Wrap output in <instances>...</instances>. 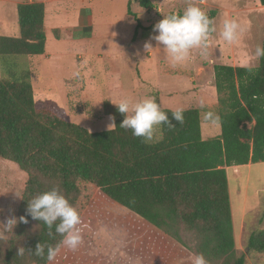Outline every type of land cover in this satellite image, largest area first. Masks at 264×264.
Wrapping results in <instances>:
<instances>
[{
    "label": "trees",
    "instance_id": "1",
    "mask_svg": "<svg viewBox=\"0 0 264 264\" xmlns=\"http://www.w3.org/2000/svg\"><path fill=\"white\" fill-rule=\"evenodd\" d=\"M258 1L264 8V0ZM134 2L152 8L147 0ZM206 13L214 20L217 11ZM127 15L138 23L129 3ZM16 17L18 35L0 36L6 75L0 77V159L15 164L27 179L16 223L7 239L0 238V264H48L33 251L40 242L56 246L61 237L55 227L50 237L26 208L34 196L53 187L80 216L100 191L192 255L202 253L208 264H245L235 253L225 168L264 163V57L254 68L213 66L218 136L202 139L200 109H186L184 123L178 124L171 117L174 110L163 108L175 127L162 125V140L143 143L119 127L123 115L109 100L99 111L87 112L91 118H115L116 126L101 132L72 123L63 109H36L31 73L17 71L15 60L44 54V4H18ZM53 35L58 39V30ZM246 245L264 254V229L252 232Z\"/></svg>",
    "mask_w": 264,
    "mask_h": 264
},
{
    "label": "rangeland",
    "instance_id": "2",
    "mask_svg": "<svg viewBox=\"0 0 264 264\" xmlns=\"http://www.w3.org/2000/svg\"><path fill=\"white\" fill-rule=\"evenodd\" d=\"M13 1L26 3L28 0ZM43 1L47 4L50 0ZM147 1L152 5L149 10L140 8L134 0L50 2L57 10L54 29L62 31V39H64L62 44L55 43L46 25L45 56L36 59L17 57L15 60L18 64L17 71L29 70L32 74L30 83L33 87L34 100L37 98L35 108L66 109L70 120L80 127L89 132H101L111 130L112 128L108 126L112 121L109 117L91 118L87 115L90 109L99 111L104 100L118 103L125 96L137 100L153 97L161 109L174 111L177 107H183L185 110L200 109L203 140L213 138L220 132L218 120L213 122L212 119L206 120L204 117L207 112L218 117L213 111V108L216 110L217 107L213 66L230 65L249 68L258 66V59L254 53L257 45H262L264 31V10L259 9L261 7L259 1ZM128 3L138 23L127 15ZM190 3L205 12L217 11L213 20L216 31L210 36L206 49H193L185 62L172 66L165 53L157 48L156 42L150 41V36L155 34L153 25L170 13H182ZM12 8L9 6L6 13L0 12V36L17 34L16 7ZM82 14L88 17L89 25L86 29L74 30ZM1 18H4L3 23ZM224 19H235L241 25L242 31L235 43L228 44L219 35ZM65 29L66 32L63 31ZM68 32L81 40L80 48L68 43ZM149 41L152 48L145 49V42ZM54 44L58 46L59 52L50 51ZM240 47H244L246 53L241 54ZM79 55L83 56V60H77ZM33 63L35 66L32 68ZM0 77H6L1 64ZM39 78H42L41 83H38ZM64 84L66 96L58 95ZM86 95H88L87 101L82 102ZM201 100L204 101L203 108L200 104ZM239 170L240 176L237 179L232 175V170H226L230 212L235 229L245 204L247 208L256 206L251 214H264V164L256 165L249 174L246 168ZM26 179V174L15 164L0 159V238L2 239L8 238L10 227L5 229L4 226L8 220L15 219ZM247 180L249 186L245 195L247 198L244 199L243 193H239V186L244 185ZM255 192L261 201L251 206L256 198ZM258 216L256 215V219ZM81 219L85 225L82 229L81 245L75 252L62 248L53 264H144L145 255L147 257L149 253L153 254L154 246L157 244L159 248L162 242L164 245L167 242L165 246L169 245L173 250H175L173 246L178 248L176 264H190L189 258L192 256L190 251L135 214L115 204L100 191L95 194ZM263 223L257 227L253 224L247 227L242 238L237 236L240 228L237 230L234 239L235 253L238 257H244L245 264H264V254L253 253L246 245L250 233L264 229ZM187 237L184 236L186 239ZM184 241L188 244V240ZM130 244L135 247L130 248ZM147 245L151 246L144 250ZM163 259L158 264H172L175 258L168 255Z\"/></svg>",
    "mask_w": 264,
    "mask_h": 264
},
{
    "label": "clouds",
    "instance_id": "3",
    "mask_svg": "<svg viewBox=\"0 0 264 264\" xmlns=\"http://www.w3.org/2000/svg\"><path fill=\"white\" fill-rule=\"evenodd\" d=\"M216 31L213 20L208 14L195 4H189L182 13H170L163 16L161 20L153 25L154 35L150 41H155L161 51L171 61L172 66L185 62L193 49H206L210 36ZM242 31L241 25L235 19H224L219 33L220 37L228 44L235 43ZM145 42V49L152 48V44ZM257 59L264 57V46L257 45L254 53ZM112 103V102H111ZM115 105L116 110L123 115L119 127L130 130L133 137L141 138L143 143L159 142L163 139L162 125L169 128L175 127L168 116V113L161 110L160 105L153 97L134 99L130 96L122 97ZM204 107V101H200ZM183 107H177L171 113L172 119L178 124L184 123ZM206 120H218L214 114H204ZM109 128L115 127L113 116ZM26 213L33 220L43 222L48 229V235L59 234L61 240L56 246L38 243L33 251L37 257L46 258L48 264H53L61 249L75 252L82 243V229L85 227L75 207L60 192L58 187L45 191L34 196L27 202ZM22 222L27 223L25 217H20ZM14 222V223H13ZM15 219L7 221L5 229L13 227ZM45 248L47 252L45 254ZM23 249H21L22 254ZM190 264H208L202 253H195L190 258Z\"/></svg>",
    "mask_w": 264,
    "mask_h": 264
},
{
    "label": "crops",
    "instance_id": "4",
    "mask_svg": "<svg viewBox=\"0 0 264 264\" xmlns=\"http://www.w3.org/2000/svg\"><path fill=\"white\" fill-rule=\"evenodd\" d=\"M57 1L58 0H50V1H48V3L46 4V2H44L43 0H37V1H32V0H28L26 3H43L44 4V33H45V30H46V25L49 27V32H50V34H51V36H52V39L55 41V43H57V44H62V40H64V39H62L63 38V36H62V31L60 30V29H54V26H55V24H56V19H57V10H56V7H54V6H52L51 5V3L50 2H54V3H57ZM18 4H21L20 2H15V1H13V0H0V12H7V10H8V8H9V6H12L13 8L14 7H17V5ZM48 4H49V6H48ZM12 8V9H13ZM259 9H263L264 10V8L261 6ZM59 12V11H58ZM59 15V14H58ZM7 16V15H6ZM16 20H17V17H16ZM1 22L3 23L4 22V18H1ZM78 22H79V24H77L78 26H75L73 29L74 30H83V29H86V27L89 25V19H88V17H85L84 16V14H82L81 16H79V18H78ZM16 27H17V24H16ZM54 30H58V39H55L54 38V35H53V31ZM64 32H66L67 31V29H65V30H63ZM18 35V28H17V34L15 35V36H11V37H16ZM46 37V36H45ZM67 37H68V43L71 45V46H73V47H81L82 45H81V43L79 42V41H81V40H79V39H76L75 38V36H73V34L72 33H70V32H68L67 33ZM45 44H46V41H45ZM241 48V50H239L240 52H241V54H244V53H246L245 51H244V47H240ZM50 51L52 52V53H56V52H59V49H58V46H56L55 44L54 45H52V47H51V49H50ZM128 54V53H127ZM58 55H59V53H58ZM43 56H45V51H44V54L43 55H41V56H37V57H32V59H36V58H40V57H43ZM77 60L78 61H81V60H83V56H77ZM31 63V62H30ZM89 64V63H88ZM87 64V65H88ZM90 65V64H89ZM35 66V64L33 63V64H31V67L33 68ZM234 67V66H233ZM239 67H241V66H239ZM85 68H87V67H85ZM31 77H32V74H31ZM41 81H42V78H39L38 79V83H41ZM72 81L73 82H75L74 81V79H72ZM31 84V87H32V83H30ZM66 84V83H65ZM65 84H64V86L61 88V93L60 94H58V95H65L66 96V94H65V90H66V88H65ZM36 87H37V85H36ZM32 90H33V87H32ZM39 90V89H38ZM44 94V93H43ZM33 95H34V93H33ZM87 96L88 95H86L85 97V100H82V102L83 101H87ZM45 98V97H44ZM35 100H37V98L35 99ZM35 100H34V104H35ZM113 100V99H112ZM43 101H45V99H43ZM110 101V100H109ZM81 102V103H82ZM112 102V101H111ZM41 103V102H40ZM61 103V102H60ZM72 103V102H71ZM113 103V102H112ZM62 104V103H61ZM71 105H73V104H71ZM65 108V107H64ZM60 109V108H59ZM65 112H66V109H63ZM67 113V115H68V117H69V114H68V111L66 112ZM71 122L72 123H74L72 120H71ZM74 124H76V123H74ZM76 125H78V124H76ZM80 126V125H79ZM219 128H220V126H219ZM87 130V129H86ZM210 131V130H209ZM220 134V132H218L217 134H215V136L214 137H216V136H218ZM202 137V136H201ZM213 137V138H214ZM208 139H211V138H208ZM208 139H206V140H208ZM259 164H261V163H257V164H247V165H243V166H234V167H228V168H225V171L226 170H232L233 171V173H232V175L234 176V178L235 179H237L239 176H240V170L239 169H242V168H246V172H247V174H249V173H251L252 172V170H253V167H255L256 165H259ZM264 164V163H263ZM249 185H248V180L245 182V184L243 185V184H241L240 186H239V193H243V195H244V199H246L247 197L245 196L246 195V193H247V187H248ZM259 195H257V192H255L254 193V197H256L255 198V201L253 202V204L251 205V206H253V205H255V203L257 202V201H261L259 198H257ZM250 206V207H251ZM255 208H256V206H253L252 208H247V204H245V208L243 209V211H242V216L240 217V219H239V221H238V224H236V228L237 229H235V227H233V231H234V239H235V236H236V233H237V230L239 229V231H238V234H237V236H240V238H242V237H244L243 235L245 234V232H246V230L245 229H247V227H250L252 224H253V221H255V223L253 224V225H255L254 227H257V226H260V224H262L263 223V221H264V214H251L252 213V211H253V209L255 210ZM262 208V207H261ZM263 209V208H262ZM249 213V214H248ZM256 215H259L258 216V218L256 219ZM252 225V226H253ZM253 227V228H254ZM263 227H264V223H263ZM253 230V229H252ZM252 232V231H251ZM163 234V233H162ZM251 234V233H250ZM167 237V236H166ZM161 240H163V238H161ZM175 242V241H174ZM173 242V243H174ZM160 243H161V241H160ZM176 243V242H175ZM174 243V244H175ZM167 244V242L165 243V245ZM164 244H163V242L161 243V245H159V248H158V245L156 244L154 247H155V252L153 253V254H148L147 255V257H146V255H145V263L144 264H158V263H160L161 261H162V259L165 257V256H170V257H174L175 259H173V263L172 264H176L175 263V260H176V262L178 261V248L176 247V246H173L174 248H175V250H173L172 248H170L169 247V245H167V246H165ZM149 246H151V245H147V246H145L144 247V250L146 249V248H148ZM125 247H127V245L125 246ZM129 247L131 248V247H135V246H131V244L129 245ZM174 252V253H173ZM124 254V253H123ZM177 258V259H176ZM164 260V259H163ZM167 261H169L168 259H167ZM178 264H182V263H178Z\"/></svg>",
    "mask_w": 264,
    "mask_h": 264
}]
</instances>
